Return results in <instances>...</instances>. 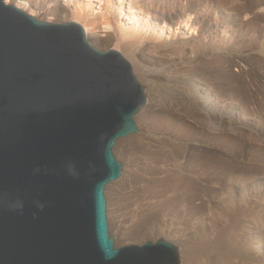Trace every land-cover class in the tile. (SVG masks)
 I'll return each mask as SVG.
<instances>
[{
	"label": "rangeland",
	"instance_id": "1",
	"mask_svg": "<svg viewBox=\"0 0 264 264\" xmlns=\"http://www.w3.org/2000/svg\"><path fill=\"white\" fill-rule=\"evenodd\" d=\"M36 1L41 9L26 12L37 19L81 24L74 4L65 12L53 0ZM136 1L153 3L150 16L189 20L205 35L193 47L170 44L186 39L180 35L151 49L112 33L107 45L91 42L120 51L158 103L134 117L137 134L113 147L122 174L105 198L115 247L161 238L176 246L179 264H264V252L249 247L264 241V0ZM192 81L231 108L208 111Z\"/></svg>",
	"mask_w": 264,
	"mask_h": 264
},
{
	"label": "water",
	"instance_id": "2",
	"mask_svg": "<svg viewBox=\"0 0 264 264\" xmlns=\"http://www.w3.org/2000/svg\"><path fill=\"white\" fill-rule=\"evenodd\" d=\"M146 88L75 21L0 0V264H179L161 238L115 247L105 189Z\"/></svg>",
	"mask_w": 264,
	"mask_h": 264
},
{
	"label": "bare ground",
	"instance_id": "3",
	"mask_svg": "<svg viewBox=\"0 0 264 264\" xmlns=\"http://www.w3.org/2000/svg\"><path fill=\"white\" fill-rule=\"evenodd\" d=\"M6 2H7V0H6ZM9 2L13 3V5L15 7L20 8V9L25 10V11L29 10L28 7L30 9L31 8L32 9H41V7L39 6V4L36 0L35 1H31V0H9ZM53 2L56 4H59L61 7H63L64 10H65V8L74 4L75 8H74V11H72V18L74 20H81V26L83 27L85 34H86V36L90 42H92V41L96 42V43L102 42V43H105L107 45L110 43L111 39L109 38V36L111 35L110 33H112L113 35L114 34L115 35L120 34L121 38H123L129 42L135 43V44H139V43L140 44H146V47L151 49V48H156L157 45H160L161 43L163 44V43H167L170 40H173L176 35H180V37L186 38V39L182 40L180 42H177V40L175 42L172 41V42H170V44L173 43L174 46H176V47L183 46L186 44L191 45L193 47V46H198V45L202 46L201 43L203 40H201V39L205 35L204 28L193 27L190 24L189 20H180V21H178V23H176V21H175L176 18H174V16L169 17V16L161 14L160 17L159 16L157 17L154 14L157 12V10H154V13L152 14V16H150L148 14L147 9H149L150 7H153V3H150L149 5L146 4V5H144L143 8H140L136 5L137 4L136 0H84L83 2H80L79 0H53ZM59 10H61V9H59ZM55 11H57V10L47 9L46 12L49 14H51V13L53 14V13H55ZM32 12H30V14H33ZM65 12H68V11L65 10ZM66 14L68 15V13H66ZM64 17H65V15H64ZM66 17H68V16H66ZM165 20H167L170 24H166ZM207 31H208V29H207ZM100 33L101 34L104 33V34L100 36ZM208 33H210V31ZM102 37H105V39H101ZM176 55H177V53H176ZM195 78H197V77H195ZM197 83L198 82L192 81V85H193L192 91L194 93V96L198 100H200V102H203L205 104V108L208 111H211L213 114L214 113L218 114L220 111L223 112L224 110L226 111L225 107H229L230 105L222 106L219 103L221 105L220 106L215 101L216 97H215V99H213L212 92L207 87L208 85L203 86L200 83H198V84ZM146 97H147L146 103L139 110V112H138L139 115H143L144 113L149 111L148 109H150V108L154 107L156 104H158V103H151V99H152L151 94L147 93ZM155 108H156V106H155ZM229 108H231V106ZM235 108L237 109V111H239L236 106H235ZM165 110H166V108H165ZM231 110H232V113L234 114L235 113L234 109H231ZM237 111H236V116L235 115L234 116L237 119H240L241 116H240L239 112H237ZM210 126L212 128H214L218 125L216 123H211ZM199 186L200 185H198V187ZM200 188H202V187H200ZM199 191H200V189H199ZM200 192H198V193H200ZM152 214H153V216L155 215L154 213H152ZM175 228H176V226H175ZM170 232H172V231H170ZM164 234H167V233H164ZM259 235H261V237L264 238V233H259ZM163 236H162V238H163ZM249 247L253 253L264 252V241L259 242L256 246L253 245L252 243H250Z\"/></svg>",
	"mask_w": 264,
	"mask_h": 264
}]
</instances>
